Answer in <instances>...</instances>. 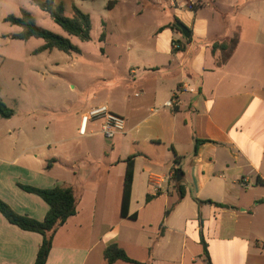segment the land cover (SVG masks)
I'll return each mask as SVG.
<instances>
[{"label": "crops", "instance_id": "obj_1", "mask_svg": "<svg viewBox=\"0 0 264 264\" xmlns=\"http://www.w3.org/2000/svg\"><path fill=\"white\" fill-rule=\"evenodd\" d=\"M31 1L0 0V44L18 41L12 36L22 28L5 18L28 11ZM145 2L154 8H145ZM55 3L69 11L76 0ZM165 6L173 9L172 17L161 26L156 22L148 40L126 50L120 45L123 51L112 55L119 81L95 92L77 115V133L91 147L84 156L30 155L32 148L50 143L31 146L25 137L14 139L12 118H2L0 198L40 221L48 204L19 184L71 187L78 199L77 213L56 233L46 264H107L104 251L115 243L140 264H206L202 238L212 264H264V0H109L107 9L124 7L142 17ZM177 18L189 38L163 28ZM234 38L235 49L221 64ZM101 43L109 45L106 39ZM216 43L227 50L213 52ZM43 44L32 54L53 53L34 54ZM173 97L179 103L166 107ZM100 106L125 120V130L110 143L100 142L102 119L82 122ZM197 140L203 142L194 154ZM130 156H135L134 177L124 218ZM179 171L181 180H174ZM156 177L164 180L159 194ZM179 186L186 192L180 201ZM42 242V235L21 230L0 213V264H34Z\"/></svg>", "mask_w": 264, "mask_h": 264}, {"label": "rangeland", "instance_id": "obj_2", "mask_svg": "<svg viewBox=\"0 0 264 264\" xmlns=\"http://www.w3.org/2000/svg\"><path fill=\"white\" fill-rule=\"evenodd\" d=\"M108 1L76 0V5L91 17V40L87 42H82L77 37H69L46 12L32 1L29 4L28 11L39 26L69 38L74 45L81 48V54L54 50L51 54L38 57L32 51L43 40L36 38L28 42L12 41L0 44V96L14 111L8 125L14 130V139L23 140L21 138L25 137L31 146L50 143V148H32L30 155L46 151L84 156L91 147L88 139H81L77 133L81 121L77 115L85 110L87 102L95 92L106 87L108 82L113 85L114 80L119 81L120 71L115 68L117 66H114L112 55L123 51L122 47L126 50L133 43L148 40L152 26L156 22L159 26L163 25L174 13L173 9L165 6L155 9L156 14L132 16L124 7L122 10L110 12L107 9ZM144 5L145 8H154L150 2H145ZM66 15L72 17V10L66 11ZM104 22L107 23L108 32ZM104 30L106 42L109 44L105 47L99 41ZM114 45H117L116 49L112 48ZM109 78L113 79L108 80ZM26 121L28 122L22 128V123ZM1 122L4 125L6 121L0 117V127ZM19 127L21 130H18ZM68 137L72 140L59 145L51 144ZM100 140L101 143H110L113 139L106 138L102 133ZM96 150L97 147L93 146V151ZM48 163L47 161L44 166L47 167ZM57 170L58 167H55L54 171Z\"/></svg>", "mask_w": 264, "mask_h": 264}, {"label": "trees", "instance_id": "obj_3", "mask_svg": "<svg viewBox=\"0 0 264 264\" xmlns=\"http://www.w3.org/2000/svg\"><path fill=\"white\" fill-rule=\"evenodd\" d=\"M32 3L42 11L46 12L53 21L59 25L62 30L69 37H77L82 42L91 40L92 23L89 14L83 12L77 5H72V17L66 15L65 7L63 4H56L55 0H32ZM110 7V6H109ZM5 22L22 28V31L12 36L13 40L28 41L32 38L42 39L44 44L34 51V54H40L42 52L59 50L61 52L71 54H81V49L74 45L69 38L63 37L56 33H53L41 26H39L33 17V15L27 11L22 10L20 16L9 15L5 18ZM178 25L184 26L178 19H175L173 23L166 25L163 28L171 29L173 32L182 33ZM162 28V29H163ZM106 37V30H104L100 36L99 41L103 42ZM237 39L230 41V48L227 50V46L223 43H216L213 46V52L217 49L227 50L222 55V63H225L232 52L235 49ZM177 45V42L174 43ZM178 46L177 49H179ZM220 64V65H221ZM1 93V90H0ZM14 115V111L7 106L0 96V117L4 119H10ZM203 141L197 140L194 154L197 153L198 145ZM135 156H130L127 160V169L124 179V190L121 202V216H129L130 198L133 184V164ZM177 163V160H176ZM177 174H174V180H176ZM19 187L30 194L37 195L49 206V210L43 220H36L26 215L17 213L9 204L0 198V213L7 219V221L20 228L21 230L38 233L43 236V242L38 249L36 260L34 264H46L52 250L53 240L58 230L67 222V220L76 215L78 199L71 187L56 186L54 188H38L29 185L19 184ZM179 201L185 197V188L179 186L178 188ZM153 198L147 196V199ZM207 203H213L207 201ZM221 205V204H220ZM223 206V205H222ZM170 210L167 212L169 213ZM132 219H136V214L130 216ZM202 245L204 248V260L206 264H212L210 255L207 249V244L202 238ZM104 258L107 264H114L118 261L129 264H140L138 261L132 259L125 249L118 244H112L108 246L104 251Z\"/></svg>", "mask_w": 264, "mask_h": 264}, {"label": "built area", "instance_id": "obj_4", "mask_svg": "<svg viewBox=\"0 0 264 264\" xmlns=\"http://www.w3.org/2000/svg\"><path fill=\"white\" fill-rule=\"evenodd\" d=\"M179 103L177 97H173L172 99L168 100L164 105L166 107L174 108ZM102 119V127L101 131L104 134V136L108 139H112L117 133L123 132L125 130V120L113 114L106 106H100L97 108L91 109L88 113H86L83 118L82 122L83 125L87 124V122L92 120H98ZM81 134L85 133V127L82 126L81 128ZM168 178H165V180H168ZM164 180L156 177L154 178V188L156 190V194L160 193V190L162 188V183Z\"/></svg>", "mask_w": 264, "mask_h": 264}, {"label": "water", "instance_id": "obj_5", "mask_svg": "<svg viewBox=\"0 0 264 264\" xmlns=\"http://www.w3.org/2000/svg\"><path fill=\"white\" fill-rule=\"evenodd\" d=\"M179 28L182 31V34L186 37L189 38L190 37V32L188 30V28H186V26H182V25H178ZM182 177V172L179 171L178 175H177V179L180 181Z\"/></svg>", "mask_w": 264, "mask_h": 264}]
</instances>
